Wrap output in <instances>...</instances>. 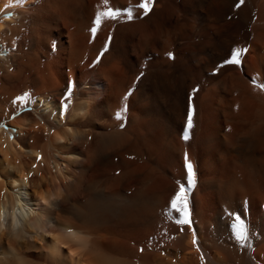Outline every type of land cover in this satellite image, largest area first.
Listing matches in <instances>:
<instances>
[{
    "label": "bare ground",
    "instance_id": "1",
    "mask_svg": "<svg viewBox=\"0 0 264 264\" xmlns=\"http://www.w3.org/2000/svg\"><path fill=\"white\" fill-rule=\"evenodd\" d=\"M141 2L0 0V264H264V0Z\"/></svg>",
    "mask_w": 264,
    "mask_h": 264
},
{
    "label": "snow or ice",
    "instance_id": "2",
    "mask_svg": "<svg viewBox=\"0 0 264 264\" xmlns=\"http://www.w3.org/2000/svg\"><path fill=\"white\" fill-rule=\"evenodd\" d=\"M18 3L22 2V0H17ZM240 3H243L244 0H239ZM108 0H105V5H107ZM154 3V0H142L141 3L135 5V6H130L124 10V15H126L128 21H132L136 17L134 16V11L135 9H141L143 11V14L147 16L149 12L152 10V5ZM239 6V5H237ZM121 17V10L120 9H113V8H108L107 11L101 12L98 11L95 15V19L93 21L95 27L91 29L93 34L97 31V28L100 26L101 21L104 19L111 20V21H118L119 18ZM53 47L55 48L56 45L53 43ZM106 50V49H105ZM248 51L247 48H234L231 51L230 57L224 61L225 65H238L241 61V56L242 54H246ZM169 58H173L171 54H169ZM71 86L68 87L66 90L65 96L62 98L63 103L61 105V111L60 115L63 118L64 111L67 110L68 108V101L71 100ZM27 94L22 97H17V101H27ZM17 101H14L16 103ZM18 115V113H17ZM121 113H117V119L120 118ZM192 117H193V111L190 108L188 112V118H187V126L186 129L183 133L182 139L187 141L189 139V129L192 128ZM40 157L37 156V160H39ZM35 167V165H34ZM184 167L186 170V180H187V185H185L181 181H177V183L180 185L179 190L175 193L173 196L172 200L170 201V208L172 212H175L178 214V218L175 220V223L180 226L184 225H191V210H190V200L189 197L191 195V190L195 186V173L193 170V164L189 160L187 152L184 154ZM29 179L28 176L25 177V180L27 181ZM2 182V180H0ZM19 196L25 195L24 193L18 192ZM27 203V202H25ZM171 215V213H169ZM227 215L230 220V231L232 232L233 239L236 241L239 247H248L250 246L248 244V241L250 240V235L247 227L246 220L244 216L232 212V211H227ZM3 214L0 212V219H2ZM54 223V221L52 222ZM51 227L52 225L49 224ZM62 231L67 232L68 234L72 235L74 239L77 240H82V234L77 233L74 229L68 228V229H62ZM193 245L197 244V238L195 232L193 233ZM143 251V249H141ZM71 255L75 256L77 253L73 251ZM203 260V257H201Z\"/></svg>",
    "mask_w": 264,
    "mask_h": 264
}]
</instances>
